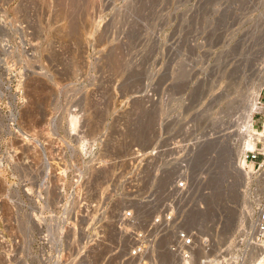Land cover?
Listing matches in <instances>:
<instances>
[{
  "label": "rangeland",
  "instance_id": "374dc122",
  "mask_svg": "<svg viewBox=\"0 0 264 264\" xmlns=\"http://www.w3.org/2000/svg\"><path fill=\"white\" fill-rule=\"evenodd\" d=\"M263 84L264 0H0L2 223L32 234L37 196L16 190L41 189L46 212L62 204L100 219L76 225L99 232L85 263L116 264L124 243L110 210L129 204L132 165L147 163L131 182L163 193L193 156L214 193L207 224L233 229L241 182L231 187L226 166L239 168ZM134 148L156 153L135 161Z\"/></svg>",
  "mask_w": 264,
  "mask_h": 264
},
{
  "label": "built area",
  "instance_id": "2783aa9c",
  "mask_svg": "<svg viewBox=\"0 0 264 264\" xmlns=\"http://www.w3.org/2000/svg\"><path fill=\"white\" fill-rule=\"evenodd\" d=\"M250 105V133L240 128L246 132V139L236 144L235 162L242 166V180L238 189L241 205L233 229L222 232L220 220L216 227L214 220L207 224L214 193L208 177L196 174L193 156L180 158L178 170L163 193L131 182L132 176L139 174V167L147 165L136 162L126 176L131 185L125 192L130 196L125 198L129 204L117 212L110 210L118 237L124 243L123 249L120 244L116 247L120 253L116 264H264V84ZM199 143L197 139L187 144L193 148ZM146 153L149 154L145 156ZM155 153V148L147 152L134 148L131 159L148 161ZM16 192L36 194V211L31 214L36 213L38 219L32 221V234L24 231L26 235H20L6 229L11 223L3 224L0 213V253H6L3 264H86L89 250L100 242L99 232H77L76 225L86 219L100 227V219H91L86 213L77 220V216H71L69 206L62 204L60 210L46 212L43 190L38 188L24 187ZM83 204L84 208L90 207L89 203ZM92 208L99 211L100 218L105 216L106 205L97 202ZM218 240L221 242L215 246Z\"/></svg>",
  "mask_w": 264,
  "mask_h": 264
},
{
  "label": "bare ground",
  "instance_id": "6f19581e",
  "mask_svg": "<svg viewBox=\"0 0 264 264\" xmlns=\"http://www.w3.org/2000/svg\"><path fill=\"white\" fill-rule=\"evenodd\" d=\"M72 25V24H71ZM68 28L69 29H71L69 32H68V34H75V32L72 30V26L70 27V26H68ZM77 33V32H76ZM71 36V35H70ZM250 105V104H249ZM250 115H251V105H250V108H249V111L248 112H246V114H245V119H246V126H248V124L250 123V119H251V117H250ZM74 122L75 121H73L72 122V124L74 125ZM248 129V128H247ZM249 130V129H248ZM250 131V130H249ZM246 138V137H245ZM233 163V162H232ZM228 166H226L227 167V169H226V172H227V175H228V177L230 178V179H232V181H231V187L232 188H235L236 187V185L238 184V183H240L241 182V180H242V177H241V175H239V171H240V169L242 168V166L239 164V168H237L236 166H235V164H227ZM249 167H250V164H249ZM240 185V184H239ZM232 192H233V194H232V198H235L236 197V194H235V190L233 189L232 190ZM228 210H230V208L228 209ZM233 210H234V208H233ZM231 212V211H230ZM224 224V223H223ZM223 224H222V226H220V230L222 231V228H223ZM220 242L221 241H217L216 243H215V246H217L218 244H220ZM1 254V253H0ZM200 256H201V254H199ZM1 256V255H0ZM1 259H3V257L1 258ZM4 262V261H3ZM0 264H3L2 263V260H0Z\"/></svg>",
  "mask_w": 264,
  "mask_h": 264
}]
</instances>
